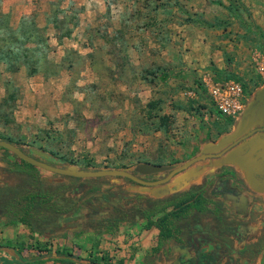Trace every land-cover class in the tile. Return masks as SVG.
I'll use <instances>...</instances> for the list:
<instances>
[{
	"label": "rangeland",
	"instance_id": "rangeland-1",
	"mask_svg": "<svg viewBox=\"0 0 264 264\" xmlns=\"http://www.w3.org/2000/svg\"><path fill=\"white\" fill-rule=\"evenodd\" d=\"M85 1L52 0L48 8H68L70 4L69 8H84ZM202 1L212 20L220 16L221 7L212 0ZM93 4L99 8H143L145 11L138 12L143 21L137 29L147 31L146 37L140 42L137 39L139 43L131 40L132 44L128 42L126 49L154 55L165 52L170 42L168 19H184L192 14L184 15L182 8H203L188 0H99V4ZM167 8H177V14L168 13ZM152 18L157 20L155 24L149 22ZM180 45L174 42L181 51ZM123 48L108 46V51L113 53ZM231 64L232 57L227 56L224 73L212 74V79L234 81L227 77L233 74L244 94L249 95L254 91L252 84H258L259 79L252 69L241 75L235 74ZM162 70L163 67L144 69L140 74L127 71L126 75L104 77L95 82L88 81L89 76L74 72L64 85V98L71 96L72 101L63 107L62 113L58 117L46 115L44 103L29 99L27 104L39 109L22 128L15 125L18 124L15 118L19 119L22 114L18 115L16 106L18 101H26V98L14 88L10 93L12 99L2 103L0 88V138L17 140L25 146L29 156L39 158L31 154V148L46 154L44 162L52 155L63 156L77 166L86 163L93 170L133 171L143 180L152 181L162 178L167 171L140 174L136 170L138 165H160L171 169L198 155L204 145L214 146L226 138L235 140L246 135L248 130L242 127V121H231L216 112L200 78H169L162 83L158 80ZM138 82L143 87L141 90ZM16 163L19 173L12 172ZM206 163V160L197 162L168 182L154 187L119 177L83 179L99 186L101 191H110L111 198L103 202L101 191L78 198L80 192L73 186L79 178L23 167L10 153L0 149V189L21 190L19 194L8 193L1 197L0 208L7 212L10 223L14 222L18 230H24L17 235L20 237L7 239V245L17 250L14 258H29L26 261L30 264H90L93 259L96 264H177L186 249L179 248L176 236L159 237L158 220L173 211L178 203H184L188 193L201 190L206 196L203 198V218L208 216L206 211L216 210L218 204L227 214L244 213L240 218L245 221L249 215L252 221L246 229L248 237L236 248L239 247V252L247 250L245 254L255 251V256L250 261L241 260L240 264H264V239L256 240L260 231L264 234V189L252 192L245 186L241 173L230 165L204 173L209 166ZM259 174L264 177V173ZM216 175L226 176L232 183L235 181L247 188L248 194L236 199L239 210L229 209L228 198L212 200L207 196ZM34 196L40 208L31 210L30 198ZM229 202L235 205L233 199ZM248 202L250 204L246 206ZM74 208L76 212L72 211ZM227 211H233V214ZM57 224L60 226L56 227ZM41 249L47 252L39 253ZM66 251L71 257L63 255Z\"/></svg>",
	"mask_w": 264,
	"mask_h": 264
},
{
	"label": "crops",
	"instance_id": "crops-1",
	"mask_svg": "<svg viewBox=\"0 0 264 264\" xmlns=\"http://www.w3.org/2000/svg\"><path fill=\"white\" fill-rule=\"evenodd\" d=\"M50 1L52 0H0V14L7 17V27L17 30L22 21L31 19L34 27L42 32L46 46L44 56L38 62L40 66H36L32 75L27 74L24 66L9 72L0 63V88L3 93L1 102L14 88H18L20 94L26 98V101H18L16 106L18 115L20 112L22 114L19 119L15 118L18 123L15 125L21 128L31 121L30 117H34L32 115L39 109H34L33 104L28 105L29 99L35 103H44L46 115L58 117L62 113L63 107L72 101L71 96L64 98V85L74 72L89 76L88 81L95 82L104 77H120L123 73L126 75L127 71L140 74L144 69L163 67L161 72L177 74L178 77H172L171 80L187 77L201 79L205 74L213 76L212 69H226L227 56L232 57L231 69L235 74L241 75L245 70L252 69L251 52L258 50L249 40L252 35H247L238 22L228 17L225 8L229 3L243 7L249 14L250 22L264 35V0H212L220 3L216 6L221 7L222 12L214 20L227 22L225 30L221 28L223 25L216 29L207 28L204 23L212 24L214 20L207 15L205 2L188 0L192 5L196 3L203 8H182L184 15L192 13L184 19L172 21L169 17L170 23L167 26L170 42L165 52L161 55L142 51L128 52V42L132 44L133 40L136 43L137 39L140 42L142 37H146L147 31L137 29L143 21V8L95 7L93 3L99 4V0H86L83 3L84 8H69L71 4L68 8H48ZM176 10L178 9L167 8L166 11L172 14ZM138 12H141L140 15ZM187 18L189 19L186 20ZM156 21L152 18L149 22L155 24ZM175 41L181 44V51L177 50L179 46H174ZM27 46L33 47V44ZM108 46L124 48L111 53ZM256 78L258 79L257 76ZM140 82L138 88L141 90L143 87ZM252 85L254 91L245 95V102L252 110L245 118L244 129L252 131L253 134L240 140L220 157L207 161L209 166L204 173L230 165L241 173L246 187L259 191L264 189V179L256 176V173H264V92H261L263 82L260 80L258 84ZM10 141L24 150L25 146L17 140ZM29 151L33 154L37 150L31 148ZM200 152L213 153L212 144L204 145ZM228 199L226 201L229 209L239 210V204L233 205L229 202L232 198ZM6 215L7 212L0 208V264H24L29 258L17 260L13 257L18 254L17 250L7 245V239L20 237L17 235L24 230H18L17 224L10 223ZM188 257L186 251L185 257L177 263Z\"/></svg>",
	"mask_w": 264,
	"mask_h": 264
},
{
	"label": "trees",
	"instance_id": "trees-1",
	"mask_svg": "<svg viewBox=\"0 0 264 264\" xmlns=\"http://www.w3.org/2000/svg\"><path fill=\"white\" fill-rule=\"evenodd\" d=\"M212 3L220 5L219 2L212 1ZM225 9L228 17L231 18L232 21L238 22L239 27H241L247 35H252V37H249V40L253 42V46H255L258 51L264 54V35L250 22L247 11L238 4L236 5L231 3H229ZM188 19L189 18L186 20ZM30 20L26 19L24 22L22 21L20 27L17 30H11L7 27V17L0 14V63L4 64L5 69L9 72L16 71L18 67L24 66L27 70V74L32 75L36 71V66L39 60L44 56L46 46L44 45L42 32L35 28ZM204 25H206L207 28L212 29H216L223 25L221 28L225 30V28L228 26V23L214 20L212 24L204 23ZM30 43L33 44V47L27 46V44ZM211 71L213 74H223L225 70L212 69ZM172 77L178 76L176 73L172 72H160L158 74V80L162 83ZM227 77L233 79L234 81L238 80V78L233 74H230ZM195 84L198 86L197 83ZM199 90L200 92H203V90L200 88ZM9 99H12L11 94L7 95V97L2 100V103L9 102ZM151 104L152 102L148 104V107ZM0 140L13 144L9 139L6 138H0ZM13 145L16 146L15 144ZM16 147L24 153L21 148L18 146ZM13 157L18 162V165L20 164L23 167L34 168L17 157ZM50 157L48 158L49 161L47 163L53 166L62 168H77L81 170H93L90 169L91 166L86 163L81 166H77L73 161L63 156L55 157L52 155ZM14 169L15 170L12 172L19 173L17 172V163L14 164ZM130 174L135 175V172L130 171ZM98 179L103 178H96V180ZM75 181L76 184L73 187H77V190L80 192L78 198H82L85 195L95 194L101 191L99 186L91 185L89 182H87V180L75 179ZM8 189L9 188L0 189V198L8 194L6 191H10V193L13 194L21 193V190ZM101 192L104 193V195L101 197L102 200L107 201L111 198V193L109 190H102ZM224 194L236 196L238 192L234 188H228L227 182L219 178L217 180L216 187L210 190V195L218 196ZM35 199V196L30 198L29 206L31 210L40 208V203L37 200L35 201ZM91 199L94 200L95 198ZM204 210V199L197 194L190 195L184 203H178L173 211L166 213L158 220L156 228L158 230L159 237L170 239L175 238L176 236L179 238V248H185L189 245L193 248L195 257L189 258L186 261L180 262L178 264H238L237 259L231 260V258L228 256L229 246L225 243L226 237L224 236V229H228L227 232L229 235L231 234L236 236V225H232L228 228H222L219 226L220 220L216 215L215 209H213L211 212L206 211L205 213L208 214V216L206 215V218H203L202 216ZM72 211L76 212L75 208ZM202 219L206 220V222L203 223ZM67 222L68 220H65V223ZM59 226V224L56 225V227ZM183 236L186 238H184L185 240H183ZM237 237L241 236L238 235ZM38 251L39 253L47 252L45 249ZM63 255L66 257H71V254L67 251L64 252ZM239 257H241V255ZM228 258L229 260H227ZM100 260L103 261V258L101 257ZM24 264L30 263L26 261ZM68 264L71 263L69 262ZM90 264H96V260H91Z\"/></svg>",
	"mask_w": 264,
	"mask_h": 264
},
{
	"label": "water",
	"instance_id": "water-1",
	"mask_svg": "<svg viewBox=\"0 0 264 264\" xmlns=\"http://www.w3.org/2000/svg\"><path fill=\"white\" fill-rule=\"evenodd\" d=\"M261 92H264V83H263V89ZM258 99V98H257ZM259 100V99H258ZM257 100L255 99V102ZM258 102V101H257ZM252 110V107L246 104L244 106V110L241 114V116L235 120L234 122H241L242 121V127L245 125V118L247 117L248 113ZM264 125V123H263ZM253 134L252 131H248L246 135L241 136L235 140H233V137L226 138L224 140H221L220 142L216 143L213 148V153H205V152H199L198 155L190 158L189 160L183 162L180 165H177L173 168H168L167 166H160V165H148V164H143V165H138L136 170L140 174H154V173H160V172H165L167 171L166 175L163 176L162 178L153 180V181H145L140 178H138L136 175L130 174V172L121 170V169H106V170H81L77 168H62V167H57L50 165L44 161L37 160L33 158L32 156L24 154L22 151H20L16 146L13 144H10L6 141H1L0 140V148L5 149L7 152L11 153L18 159L22 160L23 162L37 168L44 170L46 172L56 174L59 176H66V177H72V178H79V179H93V178H104V177H119V178H124L127 179L133 183L143 185V186H149V187H154V186H159L162 185L166 182H168L173 176L177 175L178 173L184 171L191 165L200 162V161H210L213 160L214 158L220 157L224 152L228 151L232 147H234L238 142L247 136H251ZM33 155L39 156L41 158H46L47 155L43 154L38 151H34Z\"/></svg>",
	"mask_w": 264,
	"mask_h": 264
},
{
	"label": "flooded vegetation",
	"instance_id": "flooded-vegetation-1",
	"mask_svg": "<svg viewBox=\"0 0 264 264\" xmlns=\"http://www.w3.org/2000/svg\"><path fill=\"white\" fill-rule=\"evenodd\" d=\"M0 149H2L3 151H6L3 148H0ZM7 153H9V152H7ZM24 154H26V152H24ZM10 155H12V154L10 153ZM26 155H28V154H26ZM12 156H14V155H12ZM35 159L42 161L43 159H46V158L39 157V158H35ZM135 175H136V173H135ZM257 177L261 178L262 180L264 179L262 176H259V175H257ZM138 178H140V177H138ZM219 178H221L222 180H225L227 182L228 188H230V189H233V188L236 189L237 192H238V194L236 196H233V195H230V194H224V195H218V196H211L210 195V190H212V189H214L216 187L217 180ZM140 179H142V178H140ZM8 190H11V189L9 188ZM250 190L252 192H255L252 189H250ZM247 191L248 190H247V188L244 185H241V184H239V183H237L235 181L232 183L231 180L228 177H226V176L216 175L215 178L213 179V185L211 186V188L207 192V196L210 197L212 200L215 199V198L216 199H220V200L221 199H226V198H232L233 201H235L236 199H239L240 196H245V194L247 195L248 194ZM8 193H10V191H8ZM194 194L200 195L201 198H206V196L203 194V192L201 190L200 191H196V192H190V193H188V197L190 195H194ZM251 199H254V198L252 197ZM108 201L109 200H107V201H104L103 200V202H108ZM95 202L97 203L98 201H95ZM250 203H252V200H251ZM250 203L248 202L246 204V206H249ZM234 204H236V201L234 202ZM237 205H238V203H237ZM215 207H216L215 212L217 213L218 219L220 220V224H219L220 227H222V228H228V227H230L232 225H236V233H235L236 236L235 235H231V234L229 235V233L227 232L228 229H224L225 230L224 236L226 237L225 238V240H226L225 243L229 246L228 247V256L231 258V260L237 259V263L238 264H240V261L241 260H244V261L245 260H248V261H250L255 256V251L253 252V251L250 250V252H249L250 254H245L247 252V250H246V252L245 251L239 252L238 251L239 250V247L236 248V246H240L241 245L240 244L241 241L246 240L247 239L246 237H248V232L246 231V229L248 228L247 226L249 224H251V221H252L249 218V215H247L245 217L246 218V221H245L244 218H240V215L242 216V215H244V213L243 214H239L238 216H236L237 215L236 213H234V215H231V214L225 213L223 211L224 209L221 207L220 204H218V206H215ZM227 212L233 214V212H231V211L230 212L227 211ZM204 222H206V220H204L203 223ZM261 233L262 232L260 231V234L257 236V239L256 240H258L260 238L261 239H264V234H261ZM238 235L241 236V237H237ZM182 249H186V251L188 252L189 257L186 258V259H184V260H181L180 262H184V261H186L189 258H194L195 257V253L193 251V248L190 245L187 246V247H185V248H182ZM240 255H241V257H239ZM184 257H185V255H183L179 259H182ZM227 260H229V258ZM180 262H178V263H180Z\"/></svg>",
	"mask_w": 264,
	"mask_h": 264
},
{
	"label": "built area",
	"instance_id": "built-area-1",
	"mask_svg": "<svg viewBox=\"0 0 264 264\" xmlns=\"http://www.w3.org/2000/svg\"><path fill=\"white\" fill-rule=\"evenodd\" d=\"M252 70L264 83V54L253 50L250 56ZM202 87L216 112L231 121L237 120L245 106V94L240 83L232 80L217 82L212 76L201 77Z\"/></svg>",
	"mask_w": 264,
	"mask_h": 264
}]
</instances>
